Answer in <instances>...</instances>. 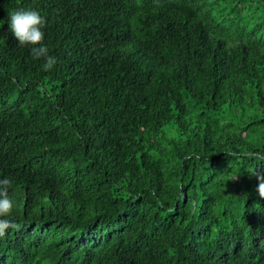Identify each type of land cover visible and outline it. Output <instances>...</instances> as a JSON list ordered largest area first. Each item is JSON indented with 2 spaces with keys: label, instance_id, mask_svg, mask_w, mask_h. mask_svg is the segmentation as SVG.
<instances>
[{
  "label": "trees",
  "instance_id": "obj_1",
  "mask_svg": "<svg viewBox=\"0 0 264 264\" xmlns=\"http://www.w3.org/2000/svg\"><path fill=\"white\" fill-rule=\"evenodd\" d=\"M262 157L264 0H0V264H264Z\"/></svg>",
  "mask_w": 264,
  "mask_h": 264
},
{
  "label": "clouds",
  "instance_id": "obj_2",
  "mask_svg": "<svg viewBox=\"0 0 264 264\" xmlns=\"http://www.w3.org/2000/svg\"><path fill=\"white\" fill-rule=\"evenodd\" d=\"M45 23V17L38 10L15 8L8 14L7 26L19 44L30 46L34 57L43 58L44 69H51L57 63V58L49 53L48 45L44 42ZM253 174L258 180L257 190L261 196H264V173L255 170ZM11 183L8 177L0 178V236H3L7 229L15 226V222L10 219L13 200L8 194V189Z\"/></svg>",
  "mask_w": 264,
  "mask_h": 264
}]
</instances>
